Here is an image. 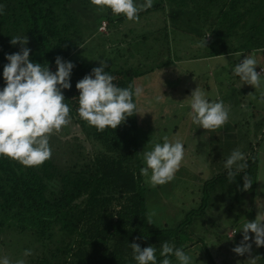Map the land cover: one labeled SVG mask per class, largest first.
Masks as SVG:
<instances>
[{
    "label": "trees",
    "instance_id": "16d2710c",
    "mask_svg": "<svg viewBox=\"0 0 264 264\" xmlns=\"http://www.w3.org/2000/svg\"><path fill=\"white\" fill-rule=\"evenodd\" d=\"M0 8V72L7 63L5 54L20 50L19 43L10 44L13 36L25 37L30 61L47 64L52 72L57 56L72 62L70 87L61 90L69 106V121L61 130L67 131L54 139L74 126L80 135V139L74 136L75 143L68 146L65 159H59L56 151L62 146L50 141L51 155L39 166L25 167L0 157V239L3 234L29 237L32 246L36 245L27 264H135L128 246L133 242L141 248L157 247L158 264L159 244L165 241L185 252L200 245L208 264H217L212 247L197 233L201 228L190 226L203 218L201 224L207 222L218 229L214 231L216 244L232 246L242 240L239 229L244 212L239 209L245 195L255 190L259 148L251 144L238 147L247 154L246 167L231 182L222 168L201 183L196 195L190 194L182 218L174 225L151 226L146 215L150 189L139 172L142 145H150L149 126L139 118L145 103L141 97L142 93L154 94L155 79L168 78L167 71L184 59L236 55L238 63L243 55L251 54L256 60L254 71L262 76L264 0H152L151 7L131 20L113 14L105 0H0ZM192 45L197 50L183 57L182 48L191 49ZM101 60L104 70L115 77L114 84L142 89L141 95L133 98L138 113L114 129L97 130L76 114L75 83ZM163 70L167 71L160 74ZM3 86L0 78V88ZM147 98L150 107L151 98ZM235 126L225 122L208 136V152L219 164L245 135L231 132ZM257 135L263 141L264 133ZM245 173L251 184L246 191ZM216 199L224 202L226 211L217 214L218 221L205 215L207 201L215 204ZM230 230L238 235L228 236ZM247 243L255 246L251 239ZM258 250L257 261L264 264V245ZM193 258L196 264L198 260Z\"/></svg>",
    "mask_w": 264,
    "mask_h": 264
},
{
    "label": "clouds",
    "instance_id": "9594fccd",
    "mask_svg": "<svg viewBox=\"0 0 264 264\" xmlns=\"http://www.w3.org/2000/svg\"><path fill=\"white\" fill-rule=\"evenodd\" d=\"M151 3L152 0H143V3H138L137 0H105L113 14H123L130 20L135 19L139 11L151 7ZM17 43L21 46L20 50L5 54L7 63L0 72V78L4 82V86L0 88V157L9 158L25 167H35L51 155L49 135L68 124L69 106L61 90L70 87L69 78L74 65L57 56L53 61L55 71L52 72L47 64L42 66L41 63L30 61V50L24 46L25 37L10 38V44ZM255 67L254 56L243 55L231 67V74L239 78L241 85L257 86L262 76L254 71ZM104 69L105 63L101 60L98 67L92 68L90 73L75 83L78 91V95L74 97L77 103L76 114L97 130L105 127L114 129L126 117L138 113L133 98L142 93L140 87L117 86L113 83L115 77ZM261 99L264 102V93L261 94ZM185 100L189 108L186 115L199 128L216 129L228 119L227 106L219 99H207L204 90L198 86L183 101ZM183 154V145L179 140L170 141L167 136L161 137V142L153 143L150 150H145L144 147L143 166L139 172L147 177L150 185L163 184L171 180ZM243 160L244 154L239 148L233 149L223 160L229 182L246 167ZM243 180V190L246 191L251 185L246 173ZM257 207L261 210L256 217L252 221L245 220L240 226L242 240L232 249L237 255L249 251L251 245L247 243L248 233L253 234L251 240L257 247L264 245V205ZM128 246L135 264H157V247L148 245L141 248L134 242ZM29 255L30 249L22 250L20 256L14 260L0 254V264H25L24 257ZM158 255V264H193L190 253L168 241L159 244Z\"/></svg>",
    "mask_w": 264,
    "mask_h": 264
},
{
    "label": "rangeland",
    "instance_id": "374dc122",
    "mask_svg": "<svg viewBox=\"0 0 264 264\" xmlns=\"http://www.w3.org/2000/svg\"><path fill=\"white\" fill-rule=\"evenodd\" d=\"M142 24H144V21ZM184 43L186 46H189L188 40ZM195 49L197 50L193 45L191 49L183 47L182 56H188L195 52ZM236 60V55L220 58L184 59L176 67L168 71L163 70L160 73L162 74L167 71L168 78L159 76L155 79V81L159 80L160 83L154 81L152 87L154 94L142 93L141 98H144L142 100L145 103H142L143 108L139 112V118L149 126L148 139L150 141V145H142V151L144 147L145 150H150L152 144L161 142V137L164 136H167L170 141L179 140L184 149L183 159L171 180L152 186L147 182V177L144 178L145 185L150 189L148 191L149 194H147L149 199L146 215L151 226L174 225L179 218H182L180 215L181 210L185 209L183 208L184 206L187 207L190 194L196 195L201 183L215 176L223 168V164H219L218 159L215 156L211 157L208 152L211 149L208 136L217 131L218 128L212 130L199 128L186 115L189 108L187 101L183 100L192 90L198 86L204 90L207 99L215 101L220 98V101L228 108V119L225 122H228V125H237L231 132H249V134L247 133L248 135L243 136L242 143H237V148L240 146L244 148L248 147L245 139H249L250 134H255L256 132L264 133V102L261 99V94L264 93V74L260 77L257 86L241 85L239 78L231 74V67L237 63ZM226 65L229 67L227 70L224 68ZM221 83L223 84L222 86ZM243 86L250 89V92L243 91ZM222 96H224V99H221ZM147 97L151 98L150 107ZM241 100L244 102H241ZM70 130L71 132L64 133L57 140L54 139V136L57 138V136H60L67 130L62 131L60 129L58 132L54 131L49 135L51 143L56 146H62L60 150L54 148L59 153V159L62 157L65 159V155L69 152L68 146L74 145L73 139L80 136L77 126L71 127ZM262 136L263 141L257 139L251 143L254 149L259 148L258 173L255 190L245 195L244 202L239 209V211L244 212L240 217V222H245V220L252 221L261 210L257 206L264 205V135ZM255 138H258V135ZM257 142L259 143L258 146L255 144ZM85 145L88 148V144L86 143ZM142 151H140L141 155ZM211 202L210 200L207 201L208 206L205 210V215L209 214L212 218L211 220L218 221V215L226 212L225 204L223 201L216 199L214 201L216 202L215 204L212 202L214 207L211 208ZM219 202H222L223 205L218 206ZM251 210L252 213L248 214V211ZM202 221H204L203 218H200L198 223H193L190 228H201L197 233L204 236L206 244L210 248L212 247L211 250L217 264L218 261L219 264H261L257 261L258 255L256 254L259 251V247L255 244L254 247H250L247 253L237 255L232 249L240 244L241 241L239 239L232 246H224L222 243L216 244L217 239L214 231H218V229L209 226L207 222L201 224ZM236 234L230 230L228 236L233 237ZM248 235L250 240L253 234L248 233ZM34 246H32L30 238L27 236L19 235L15 237V235L3 234L0 239V254L7 255L10 259L14 260L20 256L22 250H32ZM222 247H224L223 250ZM188 253H190L192 260H194L193 257L198 260V264H208L207 260L203 258L204 252L200 245L195 246ZM29 258V256L24 257L25 264H27ZM238 258L244 259V261L238 260Z\"/></svg>",
    "mask_w": 264,
    "mask_h": 264
},
{
    "label": "crops",
    "instance_id": "0c3cea01",
    "mask_svg": "<svg viewBox=\"0 0 264 264\" xmlns=\"http://www.w3.org/2000/svg\"><path fill=\"white\" fill-rule=\"evenodd\" d=\"M240 133L245 134V135H248V134H249L248 131H247L246 133L240 131ZM247 133H248V134H247ZM252 135H254V134H250V135H249L250 138H249V139H245L246 142H247L248 144H251L252 142H254V141L257 140V138L255 139V136L252 137ZM259 138H260V137H259ZM259 138H258V139H259ZM238 141H239L240 143H242V141H243V136H241V138H240ZM246 155H247V154H246ZM246 155H244V160H243V161H245V160L247 159V156H246Z\"/></svg>",
    "mask_w": 264,
    "mask_h": 264
}]
</instances>
